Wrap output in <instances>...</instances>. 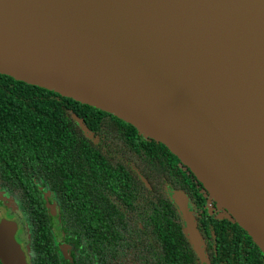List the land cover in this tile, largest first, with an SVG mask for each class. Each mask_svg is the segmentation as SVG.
I'll list each match as a JSON object with an SVG mask.
<instances>
[{
    "label": "water",
    "instance_id": "obj_1",
    "mask_svg": "<svg viewBox=\"0 0 264 264\" xmlns=\"http://www.w3.org/2000/svg\"><path fill=\"white\" fill-rule=\"evenodd\" d=\"M167 1L0 0V74L110 113L165 145L264 254V0ZM45 37L55 42L39 55ZM55 49L67 53L83 98L46 78L55 62L44 56ZM245 121L255 133L250 149L239 146ZM174 198L205 261L187 198ZM18 230L17 220H0L2 264H29Z\"/></svg>",
    "mask_w": 264,
    "mask_h": 264
},
{
    "label": "trees",
    "instance_id": "obj_2",
    "mask_svg": "<svg viewBox=\"0 0 264 264\" xmlns=\"http://www.w3.org/2000/svg\"><path fill=\"white\" fill-rule=\"evenodd\" d=\"M162 145L110 113L0 74V192L27 226L29 264H264L248 233L207 208L203 186ZM170 190L191 202L206 262ZM50 196L78 250L71 260L56 244Z\"/></svg>",
    "mask_w": 264,
    "mask_h": 264
},
{
    "label": "bare ground",
    "instance_id": "obj_3",
    "mask_svg": "<svg viewBox=\"0 0 264 264\" xmlns=\"http://www.w3.org/2000/svg\"><path fill=\"white\" fill-rule=\"evenodd\" d=\"M155 2L158 0H154ZM160 2H168L167 0H159ZM157 3V2H156ZM185 15L183 16V22L185 23ZM209 22H213L212 20H208ZM177 27L181 28L183 32V27H184V32L186 34L190 33L189 30L186 28V26L183 23H177ZM34 32H40L41 34H48L50 33L49 30H36ZM32 32V33H34ZM32 33L26 35L30 36ZM46 41H49L53 44L55 42L53 37H45L44 39L39 40V48L35 49V52L39 55H44L48 51V45L46 44ZM44 57H48L51 61L55 62L54 69L52 70V73L46 74V78H48L51 81H56L60 82L64 86L72 89L73 92H70V94L75 95L76 97L83 98L84 93L81 90H85V86L82 84L81 81H79V75L75 68L72 67V64L67 57V53L63 50L60 49H55L50 51L47 55ZM73 84H76L79 86L80 89H77L73 87ZM239 146L244 147L246 149L253 148V146L256 145V140H255V133L253 130V126L250 122L245 121L240 129L239 132Z\"/></svg>",
    "mask_w": 264,
    "mask_h": 264
},
{
    "label": "flooded vegetation",
    "instance_id": "obj_4",
    "mask_svg": "<svg viewBox=\"0 0 264 264\" xmlns=\"http://www.w3.org/2000/svg\"><path fill=\"white\" fill-rule=\"evenodd\" d=\"M159 143V142H158ZM161 145H162V143H160ZM163 146V145H162ZM168 150V152L170 153V154H172L177 160H179V158L177 157V156H175L169 149H167ZM168 154V153H167ZM169 156V155H168ZM171 159H173V160H175L176 162H178L176 159H174V158H172L171 157ZM180 161V160H179ZM179 164H181V165H183V167L185 166L181 161H180V163ZM178 164V165H179ZM186 167V166H185ZM189 171H190V169L188 168V167H186ZM190 173L193 175V177H194V179L199 183V184H201L202 185V183H200V181L196 178V176L190 171ZM147 184V183H146ZM148 187H149V185H147ZM203 186V185H202ZM202 190H204L203 192H204V195H208V198L210 197L211 199H213L211 196H210V194L206 191V189L203 187H201V191ZM178 194H180V193H178L177 191H174V190H170V195H169V197L174 201V203L176 204V202H175V195H178ZM4 198H6V200H4ZM209 198V199H210ZM9 199H11V198H9V197H7L6 195H4L3 193H1L0 192V205L3 203V202H7L8 203V200ZM50 203L49 204H54V206L56 207V210H57V214H58V220H59V223L58 224H56L55 225V221H54V218H53V216H52V224H53V232H54V234H55V239H56V244H57V246H58V249H59V252H60V254L61 255H63L64 257V260H71L72 259V255H71V253L72 252H78V250L75 248V245H74V243H73V237H68L67 236V232L64 230V228H63V220H62V218H61V211H60V207L57 205V203H56V201L52 198V196H50ZM12 200V199H11ZM13 201V200H12ZM214 201V200H213ZM49 204H48V208H49ZM7 205V204H6ZM177 205V204H176ZM207 208H208V202H207ZM8 206V205H7ZM188 206H189V209H190V211L192 212V210L191 209H193V206L191 205V202H189V204H188ZM10 207H13V205L11 204V206H9V208H8V211H10V212H12L11 211V208ZM216 207H218L219 208V206L217 205V203L215 202V208ZM177 208H178V206H177ZM49 210H50V208H49ZM178 211H180L179 210V208H178ZM209 211V210H208ZM211 211V210H210ZM226 213L227 215H228V213L226 212V211H222L221 209H219V212H218V214H217V217H219V218H223V213ZM51 213V212H50ZM193 213V215H194V217H195V222H196V224H198V222H197V216L195 215V213L194 212H192ZM21 214V213H20ZM180 214H181V217H182V219H183V215H182V213H181V211H180ZM89 215L90 216H97V209H96V204L94 203V202H89ZM22 217V216H21ZM227 217H230L229 215L227 216ZM231 218V217H230ZM232 219V218H231ZM183 221L185 222V220L183 219ZM18 222V221H17ZM18 225H19V230H18V232H17V235H18V233H20L21 232V237L24 239V240H26L27 241V239L29 240V237H28V233H27V231L26 230H28L27 229V226H26V224L24 223V221H22V224L21 223H19L18 222ZM185 225H186V222H185ZM185 228V227H184ZM197 228H198V225H197ZM17 237V236H16ZM17 239H18V237H17ZM202 239V238H201ZM203 241V240H202ZM202 248H203V250H204V254H205V262L208 260V254H209V252H210V250H208L207 248V245H206V243H205V245H203L202 246ZM25 250V249H24ZM25 252H26V255H27V259H28V261H29V257H30V252H29V249L27 248L26 250H25ZM200 258V257H199ZM201 259V258H200ZM204 261V260H203Z\"/></svg>",
    "mask_w": 264,
    "mask_h": 264
},
{
    "label": "rangeland",
    "instance_id": "obj_5",
    "mask_svg": "<svg viewBox=\"0 0 264 264\" xmlns=\"http://www.w3.org/2000/svg\"><path fill=\"white\" fill-rule=\"evenodd\" d=\"M4 200H6V198H4ZM49 203H50V199H49ZM11 204L13 205V207H10L12 212L8 211V208H9V206H11ZM16 207H17V205L11 199L8 200V203L7 202L6 203L3 202L0 205V220L4 219V218L8 219V220H11V219L14 220L15 219L19 223L22 224V219L19 217L20 216L19 210ZM49 208H50L51 215L53 216L54 221H55V225H56V224L59 223L56 207L54 206V204H49ZM227 216L228 215L224 212L223 213V217H227ZM17 237H18L17 240L20 242V244L22 245L23 249L26 250L28 248V243H27L26 240H24L21 237V232L18 233Z\"/></svg>",
    "mask_w": 264,
    "mask_h": 264
},
{
    "label": "built area",
    "instance_id": "obj_6",
    "mask_svg": "<svg viewBox=\"0 0 264 264\" xmlns=\"http://www.w3.org/2000/svg\"><path fill=\"white\" fill-rule=\"evenodd\" d=\"M208 209L209 210L215 209V201H213V199H211V198L208 200Z\"/></svg>",
    "mask_w": 264,
    "mask_h": 264
}]
</instances>
